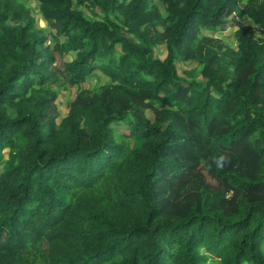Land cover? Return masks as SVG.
<instances>
[{
    "label": "trees",
    "instance_id": "1",
    "mask_svg": "<svg viewBox=\"0 0 264 264\" xmlns=\"http://www.w3.org/2000/svg\"><path fill=\"white\" fill-rule=\"evenodd\" d=\"M37 1L62 36L52 45L26 0H0V264H264V35L242 24L232 47L201 33L240 0H159L165 16L150 0H88L95 19L77 6L87 0ZM242 10L264 34V0ZM68 51L70 83L96 68L110 82L56 121L49 81ZM189 53L197 77L178 72ZM141 94L163 103L155 119ZM185 118L203 132L221 120L216 143L255 154L251 175L215 170L240 192L233 209L205 191L184 213L152 199L153 178L185 167L170 155L191 137Z\"/></svg>",
    "mask_w": 264,
    "mask_h": 264
},
{
    "label": "rangeland",
    "instance_id": "2",
    "mask_svg": "<svg viewBox=\"0 0 264 264\" xmlns=\"http://www.w3.org/2000/svg\"><path fill=\"white\" fill-rule=\"evenodd\" d=\"M155 3L162 16L166 15L164 5L159 0H150ZM246 0H240L239 6L226 15L227 22L224 25H219L213 29H204L201 33L213 34L219 38L224 44H229L236 47V29L242 24L250 25L249 34L255 37L263 36V32L257 25L252 23L242 10V5ZM26 5L31 9L42 32L46 35V43L52 45L54 42L62 39L60 33L57 32L56 26L52 21L46 20L40 16L37 0H26ZM83 10L85 15L90 18H98L99 14L93 13V8L88 5V0L83 4L77 5ZM120 10H115L111 13V17L119 18ZM159 32L165 31V24L161 18L156 17ZM198 32V34H201ZM157 53H163L161 45L156 46ZM75 57V51H68L62 58L57 59L52 66L54 77L49 81L50 86L56 91V98L50 105L47 114H55L56 121H59L68 111V104L72 101L78 102L83 100L82 94L94 96L99 85L109 83L110 79L103 74L99 69L87 76L78 83H70L68 80L69 74L65 70L64 62ZM201 57L194 53H189L186 60L178 61V72L181 75L189 77L199 76L201 69ZM186 71V72H185ZM141 96V97H140ZM138 96L142 100L144 113L150 119H155L156 115L163 111V103L157 99L152 105L142 94ZM156 107V109L154 108ZM168 106V105H167ZM166 106V107H167ZM182 131L191 133L190 138H186L181 145H177L170 155L174 157V162L184 163L185 167L176 173L168 170L161 171V174L152 179V199L162 205L166 211L172 214L184 213L190 207L193 201H200V198L205 191L216 206H221L227 210L233 209L237 197L240 192L230 188L229 185L221 177L215 175V170L218 167H227L237 171L243 175H251L255 167V154L246 146L243 139H240L232 144V147L227 148L216 143L214 135L223 131L225 124L221 120H214L207 128L206 132L197 129L184 119L180 124ZM120 130L117 131L119 133ZM2 166L0 165V171ZM245 192V191H244ZM264 194L263 190H255L253 194ZM209 264H218L215 261H210Z\"/></svg>",
    "mask_w": 264,
    "mask_h": 264
},
{
    "label": "crops",
    "instance_id": "3",
    "mask_svg": "<svg viewBox=\"0 0 264 264\" xmlns=\"http://www.w3.org/2000/svg\"><path fill=\"white\" fill-rule=\"evenodd\" d=\"M40 15V14H39ZM41 16V15H40ZM37 17V16H36ZM37 19H39V17H37Z\"/></svg>",
    "mask_w": 264,
    "mask_h": 264
}]
</instances>
